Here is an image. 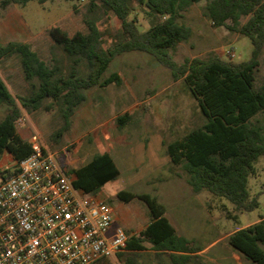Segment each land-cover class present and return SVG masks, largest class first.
Listing matches in <instances>:
<instances>
[{"label": "rangeland", "instance_id": "rangeland-1", "mask_svg": "<svg viewBox=\"0 0 264 264\" xmlns=\"http://www.w3.org/2000/svg\"><path fill=\"white\" fill-rule=\"evenodd\" d=\"M90 2L30 0L24 6L15 3L0 8V44L28 43L47 64H59L67 72L70 60L52 39L49 33L52 26H60L70 34L78 30L87 32L86 20L95 17L106 44L116 37L120 28V21L113 13L100 8L91 11ZM205 3L202 0L181 11L178 19L192 28V34L177 43L172 50L174 59L182 62L186 57L211 55L229 59L225 54L228 50L235 52L231 58L234 61L249 59L253 47L250 38L225 26H214L204 13ZM132 15L137 17L141 30L149 26L148 15L138 7ZM247 18L243 16L241 22ZM82 70L86 71L85 66ZM113 71L121 75V83L85 90L86 99L77 107L72 124L61 135L52 138L64 121L58 104L47 107L51 99H46L36 110L22 107L23 115L18 123L20 134L29 140L38 136L67 170L85 164L98 152H110L121 173L105 183L97 194L113 206L117 224L128 234L139 232L150 221L149 208L139 198L130 201L119 198L118 191L148 192L166 206V215L178 233L203 247L189 264H237L233 255L240 254L231 247L228 237L264 216V155L255 163L256 173L249 179L250 193L258 195L260 201L257 208L238 211L232 202L208 190L195 192L188 182L187 172L171 161L166 150L167 143L205 121L184 80L173 79L168 67L152 54L138 50L117 55L105 74ZM0 75L14 95L29 93L31 86L25 79L18 55L1 59ZM263 84L264 49L256 70L255 86ZM9 108L0 106V119ZM124 114H128V121L119 126L116 119ZM255 119L264 122V111ZM14 165L8 152L0 156V169H12ZM223 207L237 214V218L227 217ZM124 252L123 260L115 256L93 264H123L128 258L135 264H172L167 254L159 253L148 243L145 249Z\"/></svg>", "mask_w": 264, "mask_h": 264}, {"label": "trees", "instance_id": "trees-1", "mask_svg": "<svg viewBox=\"0 0 264 264\" xmlns=\"http://www.w3.org/2000/svg\"><path fill=\"white\" fill-rule=\"evenodd\" d=\"M28 1L0 0V8L15 3L24 6ZM199 1L202 0H91V11L100 8L113 13L120 21V28L116 37L106 44L95 17L86 20L87 32L78 30L70 34L60 26H52L49 29L52 39L70 60L67 72L59 64H47L28 43L0 44V62L4 57L18 55L31 86L28 94L16 96L0 75V106L10 107L0 120V156L8 152L15 161L12 169H0V177L12 174L16 164L33 151L30 140L18 130L22 107L36 110L46 99L52 100L47 107L58 104L64 122L52 138L61 135L86 99L85 90L121 83L117 71L105 74L111 61L123 52L138 50L152 54L168 67L173 79L182 78L205 116L201 126L167 143L171 161L187 172L195 192L208 190L232 202L238 211L257 208L260 201L258 195L250 193L249 179L256 173L255 163L264 155V122L254 120L264 111V84L255 86L264 49V0H205L204 13L214 26H225L250 38L253 47L249 59L234 61L211 55L186 57L177 62L172 50L192 34V28L178 18L182 10ZM137 7L149 17V26L143 30L132 15ZM243 16H248L245 22H241ZM128 117V114L117 117L119 126ZM67 172L74 175L75 187L97 194L121 170L112 154L105 151ZM117 195L125 201L139 198L149 208L150 221L139 232L128 234L127 251L145 249L148 243L159 253L167 254L172 264H189L193 255L203 249L194 239L178 233L157 196L126 189ZM223 209L227 217L237 218V214ZM228 242L248 260L245 264H264V218L237 229L230 234ZM124 255V251L117 254L121 260ZM123 264L135 263L128 258Z\"/></svg>", "mask_w": 264, "mask_h": 264}, {"label": "built area", "instance_id": "built-area-1", "mask_svg": "<svg viewBox=\"0 0 264 264\" xmlns=\"http://www.w3.org/2000/svg\"><path fill=\"white\" fill-rule=\"evenodd\" d=\"M30 142L32 153L0 177V264H91L125 251L113 206L75 187L38 136Z\"/></svg>", "mask_w": 264, "mask_h": 264}, {"label": "crops", "instance_id": "crops-1", "mask_svg": "<svg viewBox=\"0 0 264 264\" xmlns=\"http://www.w3.org/2000/svg\"><path fill=\"white\" fill-rule=\"evenodd\" d=\"M76 112V111H75ZM73 118V117H72ZM2 119V118H1ZM0 119V120H1ZM71 124H72V122H71ZM94 195H96V196H98V197H100L98 194H94ZM101 198V197H100ZM103 199V198H102ZM114 212H115V209H114ZM262 218H264V216H262V217H260V219L259 220H261ZM259 220H256L255 222H257V221H259ZM255 222H253V223H255ZM250 224H252V223H250ZM250 224H248V225H250ZM115 225H119V224H117V217H116V213H115ZM247 225V226H248ZM121 226V225H120ZM246 227V226H245ZM240 254V253H239ZM234 256V259H235V262L237 263V264H245L246 262H248V260H246L241 254L238 256L237 254H234L233 255ZM243 258V259H242Z\"/></svg>", "mask_w": 264, "mask_h": 264}, {"label": "water", "instance_id": "water-1", "mask_svg": "<svg viewBox=\"0 0 264 264\" xmlns=\"http://www.w3.org/2000/svg\"><path fill=\"white\" fill-rule=\"evenodd\" d=\"M141 29V28H140Z\"/></svg>", "mask_w": 264, "mask_h": 264}]
</instances>
